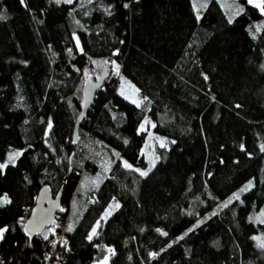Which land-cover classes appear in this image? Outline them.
<instances>
[{
	"label": "trees",
	"instance_id": "trees-1",
	"mask_svg": "<svg viewBox=\"0 0 264 264\" xmlns=\"http://www.w3.org/2000/svg\"><path fill=\"white\" fill-rule=\"evenodd\" d=\"M232 2L233 18L220 0L200 16L192 0H0V264H264V13ZM105 64L73 143L82 86ZM147 113L169 141L142 176ZM43 186L60 208L30 238Z\"/></svg>",
	"mask_w": 264,
	"mask_h": 264
},
{
	"label": "rangeland",
	"instance_id": "rangeland-1",
	"mask_svg": "<svg viewBox=\"0 0 264 264\" xmlns=\"http://www.w3.org/2000/svg\"><path fill=\"white\" fill-rule=\"evenodd\" d=\"M204 3H203V2ZM222 6L224 7L225 11L227 12L228 16L230 18H233L241 11V6L238 4L234 5L232 4V0H220ZM235 2V0H233ZM207 0H192L193 7L195 9V12L197 16H200ZM259 2V0H257ZM236 3V2H235ZM254 5V4H253ZM261 11V10H260ZM262 12V11H261ZM264 13V12H262ZM75 40L77 45L80 47L79 40L77 36H75ZM118 66V71H117ZM104 67V66H103ZM102 67V69H103ZM112 70L116 71L118 74V91L120 94L125 96L130 101H136V104H140L143 100L139 88L125 75L121 74L119 64L117 62H113L111 65ZM101 69L97 72H94V74L91 77H96L99 73H101ZM140 130H144L146 132V140L142 147V152L145 154L147 159V166L145 169H141L140 171L147 172L159 159V153L158 148L163 144L167 145L169 138L165 135L158 134L153 131V120L149 116V114H145V117L143 118L141 124L139 125ZM126 160H123L125 162ZM127 162V161H126ZM128 163V162H127ZM129 164V163H128ZM105 170V169H104ZM102 172H99L95 176V183L100 182L102 178ZM253 183L252 179L247 180L245 183H243L238 189H236L226 200L232 199L236 197V195H240L244 190H246L251 184ZM84 186V185H83ZM117 205H119V201L116 199H112L109 204L107 205L106 209L103 211L101 217L103 219H106L114 210L117 208ZM56 218V217H55ZM3 230V229H0ZM3 234V233H2ZM1 237V236H0Z\"/></svg>",
	"mask_w": 264,
	"mask_h": 264
},
{
	"label": "water",
	"instance_id": "water-1",
	"mask_svg": "<svg viewBox=\"0 0 264 264\" xmlns=\"http://www.w3.org/2000/svg\"><path fill=\"white\" fill-rule=\"evenodd\" d=\"M107 72L108 65L105 64L101 73H99L96 77H88L82 86L81 111L75 121L72 140L73 143L78 140L80 122L85 117L89 107L91 106L97 89L102 86ZM73 154L74 153L72 152L69 157V162H71ZM59 208V195L57 197H53L49 187L43 186L39 190L35 204L25 221L24 228L26 235L32 238L36 234L42 232L45 228L52 226Z\"/></svg>",
	"mask_w": 264,
	"mask_h": 264
},
{
	"label": "built area",
	"instance_id": "built-area-1",
	"mask_svg": "<svg viewBox=\"0 0 264 264\" xmlns=\"http://www.w3.org/2000/svg\"><path fill=\"white\" fill-rule=\"evenodd\" d=\"M56 220V218H55ZM55 222V221H54ZM67 220L64 218H59L56 222L57 229L55 230L54 239L51 244L54 251L61 257V254L59 253L61 250L66 248L67 240L65 238V227H66ZM54 224V223H53Z\"/></svg>",
	"mask_w": 264,
	"mask_h": 264
},
{
	"label": "snow or ice",
	"instance_id": "snow-or-ice-1",
	"mask_svg": "<svg viewBox=\"0 0 264 264\" xmlns=\"http://www.w3.org/2000/svg\"><path fill=\"white\" fill-rule=\"evenodd\" d=\"M59 2V0H58ZM65 2L67 3H71L72 0H65ZM248 3L250 4H254L255 7H257L258 9H260L262 12H264V0H259V2H257V0H248ZM0 19H3L2 16H0ZM117 71H118V66H117ZM134 103H136V101H133ZM154 126V125H153ZM163 146V144L161 145ZM124 166L126 168H131L132 166L130 164H128L126 161L124 162ZM154 166V165H153ZM4 167H6V165L4 164H0V169H3ZM150 170V169H149ZM136 171H140L139 169H136ZM140 174L142 176H146L147 175V172H144V171H141ZM236 199H239V195L237 194L236 195ZM6 203H10V201L7 199V197L5 196L2 200H0V205L2 204H6ZM227 205H225L226 207ZM117 207H119V205H117ZM69 231L71 230V227H69L68 229ZM4 230H0V236H2V233H3ZM94 233H95V230H93ZM164 235H167V233H163ZM46 238V237H45ZM89 239H91V237H89ZM262 247H264V245H261ZM111 251V250H110ZM155 255V254H153Z\"/></svg>",
	"mask_w": 264,
	"mask_h": 264
}]
</instances>
